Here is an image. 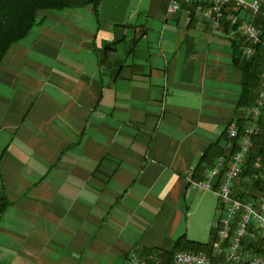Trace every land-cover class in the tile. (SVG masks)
I'll return each instance as SVG.
<instances>
[{
	"label": "crops",
	"instance_id": "crops-1",
	"mask_svg": "<svg viewBox=\"0 0 264 264\" xmlns=\"http://www.w3.org/2000/svg\"><path fill=\"white\" fill-rule=\"evenodd\" d=\"M168 4L130 0L115 42L118 24L90 5L40 10L5 53L0 264H165L182 235L210 248L217 196L189 177L228 165L239 36L189 14L181 27L188 5Z\"/></svg>",
	"mask_w": 264,
	"mask_h": 264
},
{
	"label": "built area",
	"instance_id": "built-area-1",
	"mask_svg": "<svg viewBox=\"0 0 264 264\" xmlns=\"http://www.w3.org/2000/svg\"><path fill=\"white\" fill-rule=\"evenodd\" d=\"M184 2L191 6L193 13L203 20L220 25L222 22L230 26L227 36L233 38L239 35L243 38L242 54L252 56L256 46L262 43L261 32L253 24L254 15L258 12L264 0H170L167 11L175 13ZM233 2L230 12L226 10L227 4ZM249 10L244 15L242 12ZM260 74L258 96L256 102L249 107L247 123L238 131L237 125L232 122L227 127L230 137H238L239 147L233 153L230 162L224 170V176L218 188L213 187L215 177L220 174V167L224 162L221 157L217 165L207 170V179L201 182L190 183L194 187L211 189L219 196L220 203L218 215L211 228L214 237L210 245V253L192 250H177L173 253L170 264H264V253L258 252L257 247L264 250V190L259 192L260 197L253 205L252 202H242L234 198L232 186L234 180L240 175L245 155L249 152L252 138L260 132L258 119L264 113V64ZM255 167L261 168V158L255 159ZM262 172L256 174L257 177ZM264 178V176H263ZM131 264H163L160 257L147 259L137 254L129 256Z\"/></svg>",
	"mask_w": 264,
	"mask_h": 264
},
{
	"label": "trees",
	"instance_id": "trees-1",
	"mask_svg": "<svg viewBox=\"0 0 264 264\" xmlns=\"http://www.w3.org/2000/svg\"><path fill=\"white\" fill-rule=\"evenodd\" d=\"M99 4L100 0H0V63L11 44L22 39L35 25L41 23L42 20L37 17L38 11L61 10L90 5L95 14H98ZM255 25L261 30L262 43L256 46L254 55L247 57L242 54V37L239 36L233 39L232 60L241 71V90L232 121L239 127L242 126L240 122L243 118L240 112L253 103L257 94L258 77L264 63V15L260 14L256 17ZM110 47L112 46L107 44L105 48ZM260 126L261 131L253 137L252 148L244 161L243 171L236 179L239 188L235 184L236 181L232 186V194L239 199H257L260 188L264 184V178H255L254 175L258 173L254 164L256 156L262 155L264 157V116L260 119ZM224 133H226V128L223 131ZM227 140L228 147L226 149L229 157L239 147V143L233 138L227 137ZM9 204L10 201L5 192L0 189V219ZM177 250L210 253L209 243L191 240L182 235L175 240L174 248L171 251L163 253L165 264H170L172 255ZM257 251L264 253L261 247H257Z\"/></svg>",
	"mask_w": 264,
	"mask_h": 264
},
{
	"label": "rangeland",
	"instance_id": "rangeland-1",
	"mask_svg": "<svg viewBox=\"0 0 264 264\" xmlns=\"http://www.w3.org/2000/svg\"><path fill=\"white\" fill-rule=\"evenodd\" d=\"M170 1V0H169ZM247 1H250V0H247ZM232 4H233V2H230V3H228L227 4V8H226V10L228 11V12H230V10H231V6H232ZM100 5V4H99ZM169 5V4H168ZM261 7L259 8V10H258V12H256V13H251V14H253L254 15V17H253V20H252V22H253V24L255 25V19H256V17L258 16V15H264V4H262V5H260ZM189 7V6H188ZM168 8V7H167ZM192 9V7L190 6L189 8H186L185 9V11L187 12V15L189 14V15H195L194 13H193V10H191ZM244 15H246V14H249L250 13V11L249 10H244L243 12H242ZM174 14V13H173ZM196 16V15H195ZM197 17H199L201 20H203L200 16H197ZM203 21H205V20H203ZM206 22H209V21H206ZM221 24H224V25H227L228 27H229V30H230V26L227 24V23H225V22H222ZM256 26V25H255ZM257 27V26H256ZM258 28V27H257ZM259 29V28H258ZM229 30H228V32H229ZM260 30V29H259ZM228 32H226V33H228ZM260 32H261V30H260ZM227 36V35H226ZM239 36V35H238ZM264 64V63H263ZM263 66V65H262ZM262 69L263 68H261V71H260V73H259V77H258V84H257V94L255 95V99H254V101H253V103L252 104H254L255 102H256V98H257V96H258V91H259V89H260V85H259V79H260V74H261V72H262ZM251 104V105H252ZM251 105L250 106H248L246 109H244L242 112H244L245 111V113H246V116L244 117V120H245V122L242 124V126H238L234 121H230L229 123H228V125L230 124V123H232V122H234L236 125H237V129H238V131L239 132H241V130H242V128L244 127V125L247 123V120H248V112H249V107H251ZM264 116V113L262 114V116H260V118L257 120L258 121V123H259V126H260V119L262 118ZM261 123H262V121H261ZM228 125L226 126V135H227V137L228 138H233V139H236L237 140V142L239 143V139H238V137H230L229 135H228V132H227V127H228ZM260 131H261V126H260ZM260 133V132H259ZM257 135H258V133H257ZM256 136V135H255ZM240 144V143H239ZM252 144H253V138H252V143H251V146H250V149L252 148ZM238 149V148H237ZM236 149V150H237ZM250 149L248 150L249 152H250ZM235 150V151H236ZM234 151V152H235ZM233 152V153H234ZM249 152L245 155V159H246V157L248 156V154H249ZM233 153H232V155H233ZM232 155H230L229 157H228V159L229 160H227V162L229 163L230 162V160H231V157H232ZM257 157H260L261 158V164H262V167L261 168H256L255 167V169H257L258 170V173H260V172H262L261 173V175L258 177V178H263V176H264V162H263V160H264V157L262 156V155H257L256 156V158ZM224 158V157H223ZM255 158V159H256ZM245 161V160H244ZM217 163H218V161L214 164V165H212V167L213 166H215V165H217ZM254 164H255V162H254ZM227 167V165L225 166V158H224V162H223V164L221 165V167H220V174H218L216 177H215V182H213V187L215 188L214 190L216 191V188H218V186H219V184H220V182L222 181V179H223V174H224V170H225V168ZM211 168V167H210ZM209 170V169H208ZM243 171V165H242V168H241V172ZM257 173V174H258ZM241 174V173H240ZM255 175V178H257V176H256V173L254 174ZM240 176V175H239ZM239 178V177H238ZM207 179V172H206V178H205V180ZM237 179V178H236ZM236 179L234 180V181H236ZM190 182V181H189ZM197 182V181H196ZM236 185H237V181H236V183H235ZM192 185V184H191ZM193 186V185H192ZM237 188H239V186L237 185ZM241 188H243V187H241ZM206 189V188H205ZM245 189V188H244ZM208 190H211V189H208ZM263 190H264V184H263V187L262 188H260V191H261V193L263 192ZM211 191H213V190H211ZM215 194H216V192H215ZM260 195L261 194H259L258 195V197H257V199H249V198H247V199H240L242 202H252L253 203V205H255V203L258 201V199H259V197H260ZM216 196H217V200H218V203H220V199H219V196L216 194ZM233 197L234 198H237V199H239L238 197H235L234 195H233ZM219 210V209H218ZM218 210L217 211H215L213 214H214V219L218 216ZM221 214V210H219V215ZM214 221V220H213ZM212 226V225H211ZM211 245V244H210ZM144 257V256H143ZM153 257H158L157 255H154V256H150V257H145V258H147V259H151V258H153Z\"/></svg>",
	"mask_w": 264,
	"mask_h": 264
},
{
	"label": "water",
	"instance_id": "water-1",
	"mask_svg": "<svg viewBox=\"0 0 264 264\" xmlns=\"http://www.w3.org/2000/svg\"><path fill=\"white\" fill-rule=\"evenodd\" d=\"M130 0H100V6H99V17L100 19L104 21H109L112 23L118 24L114 28V40L119 41L122 38L123 35V27L120 25H123L125 23V17L128 11ZM189 23V19L187 18V12L183 11L182 16L179 21V25L181 27H187ZM68 253H65V256ZM71 259L76 261L75 256L71 255Z\"/></svg>",
	"mask_w": 264,
	"mask_h": 264
}]
</instances>
